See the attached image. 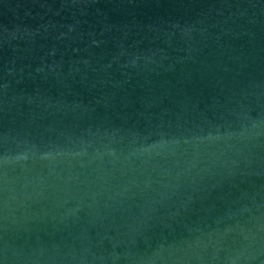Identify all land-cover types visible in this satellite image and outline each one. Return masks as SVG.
I'll list each match as a JSON object with an SVG mask.
<instances>
[{
  "label": "water",
  "instance_id": "1",
  "mask_svg": "<svg viewBox=\"0 0 264 264\" xmlns=\"http://www.w3.org/2000/svg\"><path fill=\"white\" fill-rule=\"evenodd\" d=\"M0 264H264V0H0Z\"/></svg>",
  "mask_w": 264,
  "mask_h": 264
}]
</instances>
